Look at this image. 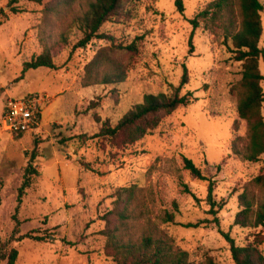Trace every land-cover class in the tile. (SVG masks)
<instances>
[{
    "label": "rangeland",
    "instance_id": "1",
    "mask_svg": "<svg viewBox=\"0 0 264 264\" xmlns=\"http://www.w3.org/2000/svg\"><path fill=\"white\" fill-rule=\"evenodd\" d=\"M182 1L184 9L179 12L175 0H138L135 18L104 23L99 32L121 41L142 35L141 53L123 82L84 87L80 83L84 65L107 41L94 38L86 47L72 50L80 37L74 28L70 43L52 52L58 69L38 67L22 73L23 62L42 50L38 24L46 0H20L16 13L8 11V0H0V9L8 13L0 24V244L10 238L16 220V235L29 232L36 237L8 242L6 248L18 251L14 264H116L104 251L102 216L113 208L116 188L133 184L139 187L146 217L188 251L189 264L203 263L208 257L214 264H234L229 244L214 223L185 226L212 216L206 212L207 180L187 170L184 157L214 179V197L224 201L217 213L219 227L236 244L252 242L255 231L264 235V225L254 230L232 224L244 182L264 171V154L254 162L231 149L232 140L246 133V122L236 108L242 62L204 22L189 40L190 19L212 0ZM261 2L259 69L264 77ZM183 63L188 81L181 92L190 93L192 101L178 106L134 144L102 147L94 136L100 127L94 115L115 124L145 93L169 92L177 86ZM261 86L264 91V78ZM28 94L45 96L39 125L18 134L4 130L6 99ZM30 161L38 174H32L14 214ZM164 211L174 212V220L161 223L158 217ZM260 248L264 252V242Z\"/></svg>",
    "mask_w": 264,
    "mask_h": 264
},
{
    "label": "trees",
    "instance_id": "2",
    "mask_svg": "<svg viewBox=\"0 0 264 264\" xmlns=\"http://www.w3.org/2000/svg\"><path fill=\"white\" fill-rule=\"evenodd\" d=\"M19 1L8 0V11L18 12ZM27 1L41 3L43 0ZM137 3L138 0H46L42 20L38 24L42 50L23 62L22 73L38 67L58 69L52 52L58 45L70 43L69 39L75 28L80 37L72 44V50L86 47L94 38L107 41L84 65L81 85H116L123 82L127 72L138 60L143 36H135L131 41L125 42L111 33L99 32V29L106 22L121 23L135 18ZM175 6L179 12L184 9L182 0H175ZM262 11L261 0H212L190 19L192 30L189 36L190 40L200 22H204L206 29L212 35L222 37V42L234 54V58L242 62L236 108L238 117L246 122V133L232 140L231 149L240 158L254 162L264 154V91L261 86L264 77L259 69V59L263 55V49L259 46ZM7 18L8 13L0 9V24ZM182 67L183 73L177 86H172L169 92L145 93L142 100L133 104L115 124L95 114L100 127L94 136L99 138L101 146L121 149L134 144L154 130L178 106L189 104L192 101L190 93L181 92L188 81L187 67L184 63ZM96 105L97 103L90 102V106ZM233 125L237 128V121ZM31 162L25 169L17 191L14 214H17L25 189L32 182V174H38ZM183 162L184 167L196 178L207 180L205 200L209 207L206 212L212 216L211 219H200L186 223L185 226L197 227L201 223H214L229 244L234 264H264V252L260 248L264 235L255 231L252 242L236 244L229 232L219 227L217 213L224 201L214 197V179L207 177L190 158L184 157ZM85 166L90 169L89 164ZM138 190L139 187L135 184L116 188L114 206L102 216L104 227L101 234L105 236V253L116 264H189L188 251L158 224L152 223L150 217H146L147 211L142 207ZM237 201L239 209L234 214L233 225L251 227L254 230L264 225V171L244 182ZM158 218L161 223L171 222L174 220V212L164 211ZM17 233L18 220L10 238L0 244V263L6 261V264H14L17 258L16 248H6L8 242L25 237L36 238L29 232L22 235H16ZM199 264L214 263L208 257Z\"/></svg>",
    "mask_w": 264,
    "mask_h": 264
},
{
    "label": "built area",
    "instance_id": "3",
    "mask_svg": "<svg viewBox=\"0 0 264 264\" xmlns=\"http://www.w3.org/2000/svg\"><path fill=\"white\" fill-rule=\"evenodd\" d=\"M45 96L30 94L22 98L8 97L2 112V127L14 134L36 128L41 121V105Z\"/></svg>",
    "mask_w": 264,
    "mask_h": 264
}]
</instances>
